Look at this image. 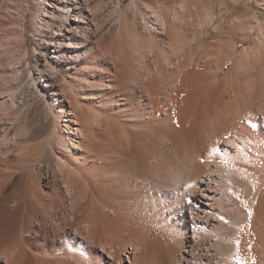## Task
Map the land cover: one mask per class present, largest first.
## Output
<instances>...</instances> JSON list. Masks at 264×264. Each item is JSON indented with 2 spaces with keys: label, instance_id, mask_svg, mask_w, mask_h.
Returning <instances> with one entry per match:
<instances>
[{
  "label": "bare ground",
  "instance_id": "obj_1",
  "mask_svg": "<svg viewBox=\"0 0 264 264\" xmlns=\"http://www.w3.org/2000/svg\"><path fill=\"white\" fill-rule=\"evenodd\" d=\"M38 1L36 35L91 42L86 0ZM184 4L185 16L163 4L132 35L115 18L123 34L109 57L92 45L72 55L83 83L70 91L73 111L59 99L65 89H51L59 111L47 165L34 162L41 149L21 151L13 156L24 170L5 174L13 140L1 144L0 264H264V21L252 16L228 48L210 41L217 47L183 52L176 36L202 10ZM204 14L201 27L216 24L214 11ZM53 45L50 78L64 57Z\"/></svg>",
  "mask_w": 264,
  "mask_h": 264
},
{
  "label": "rangeland",
  "instance_id": "obj_2",
  "mask_svg": "<svg viewBox=\"0 0 264 264\" xmlns=\"http://www.w3.org/2000/svg\"><path fill=\"white\" fill-rule=\"evenodd\" d=\"M130 1L131 0H86L87 2L86 7L90 9L89 17H91V25H90V29L87 30V35H90L91 42L76 47V45L66 44L68 41L76 40L73 34H68L67 37L61 36V39H59L57 38L56 35L54 37L53 35L54 32L51 31V29H48V32L42 30L41 32L38 33V35H36V31H35V28L37 26L36 23L40 21L37 13V8L39 7L38 0H0V102L2 104V107L0 109V114H11V116L9 115V118L6 119L7 120L6 122L4 121L0 122V146L1 144L5 143L9 138L10 141L13 140V142L11 143L12 149L10 153L5 155V158L9 159L8 161H13V162H10L9 165L7 164L3 165V167L5 166V168L2 170L3 173L5 174L7 173L9 175L11 174L10 172H12L13 174H17V173L19 174V172L21 173V171L24 170L23 164L22 163L19 164L20 160L19 161L17 160L18 158L21 159L23 157L20 154L21 151L28 152L29 150L34 151L35 149L37 150L41 149V151H39L40 155L38 153L36 154L34 158V162H36L37 166L41 164L47 165V161H45V159H47L46 151H48V146H50V143L51 142L53 143L55 141L54 140L55 139L54 127H56L55 117L59 111L58 106H56L52 101L53 98L51 97L50 94L51 89H55V90L65 89L64 93L61 94L59 99H61L63 102L65 101V103H67L68 106H70L71 110L73 111L75 110L74 102L76 99L74 97H73L74 99H71L70 91L74 89L75 82L77 83L78 86L79 83L81 84L83 83L81 82L83 81L82 80L83 72L82 70L79 69L81 67L80 64H82V58H80L79 60H74L72 55L80 52L82 53V50L89 51L90 49L89 47H91L92 45L95 48V52L98 53L102 52L103 54L105 53L109 57L110 49L112 47H117L116 45H114L115 39L117 40V38H119L118 36L119 35L122 36L123 34V33L119 34L118 33L119 31H115L116 30L115 27L114 30H112L113 29L112 27L114 26L112 23L115 21V18L118 19L120 17V19H123L122 25L126 24L125 26H123L124 30L128 28L127 32L130 30L129 33H131L133 30V32L131 33L132 35L134 33V28L132 29V27H136L139 24L140 25L144 24V19L147 20L148 17L152 21L157 20V16L154 15V13L158 12L157 13L158 15L160 11H163L162 8L166 7L167 13L169 14H172L174 10L179 8L176 11L181 13V16L186 15L185 12H181L183 10V6H185V4L183 5L184 0H135V2L137 3V4L135 3V5L133 4L131 5ZM189 1L191 3L193 2V4H191L193 7L192 6L190 7H192L193 10L195 9L194 7H196L197 9L200 7V9L202 10L201 12H199V15L202 16L204 15L206 18H208L209 15L207 14L208 15L207 17L204 13L208 12L213 14L214 11L213 21L215 22L216 20L215 23L217 25L216 24L214 25L212 23L211 26L210 24H207L205 22L203 24V20H202L201 25H203L204 27L203 26L201 27L199 25L200 21L198 22V20H200L198 18L199 16L198 14H197L198 16H196L197 21L196 19H194L195 22H193V23H197L196 26L190 22L191 24L190 23L189 24L191 26H189V24L188 26H186L185 24L186 29L184 30V24H183V30L185 32L182 30V33H180V35L177 34L176 36L177 42L181 43L177 45L179 48L181 49L183 48V52L193 50V52L196 53L202 51V49L197 50L199 46L203 49H206L209 48V46H212V44L219 45L221 42L225 44V46L224 45H219V46H224L228 48L231 45H233L234 42L241 41L243 39L242 38L243 36L241 37L242 35L241 31L244 30L243 27L246 25L247 20L253 22L256 16H260L261 19L264 21L263 0H199L201 2L197 0L200 5L197 2H194V0H189ZM195 3H197V6ZM116 4H118V6ZM163 4H165V7L162 6ZM181 4H182V8L180 10ZM205 4L207 5V7ZM225 4H227L228 6ZM115 5L116 8H114ZM220 5H223L222 6L223 8L220 7ZM133 6L135 7V9ZM175 13L176 12L174 11V14ZM179 13L177 17H179V20H182L180 19ZM218 13L222 15L220 17V20L218 18H215L216 17L215 14L217 15V17L220 16ZM153 15L156 16V18H154ZM21 16H24L23 17L24 19L22 18V20L20 21L19 18ZM252 16L254 18H252ZM205 17H203V19ZM158 18H160V16ZM184 19L186 20L187 18L185 17ZM133 20L134 23H132ZM223 20L225 23L223 22ZM22 21L24 23V30L22 32L23 38L21 40H18V36L20 34L18 25L19 22ZM135 21L139 22L138 25L135 23ZM229 21L232 23H230ZM238 23H245V24L240 25ZM192 24L193 26H195L194 27L195 30L191 29L193 28ZM206 25L207 27H205ZM242 25L244 26L242 27ZM249 25L250 24H248L247 26ZM143 26H141V28ZM216 26H220V27L216 28ZM109 27H111L110 32L107 31V28ZM200 27L203 29H200ZM237 27H239V29H237ZM189 28L192 33L189 32V37H186L188 36V33L186 32L187 30L189 31ZM207 28H209V30H207ZM223 28L224 30H222ZM53 29L55 33L59 32L57 31L58 29L56 28ZM219 29L221 30L219 31ZM199 30H202L203 32ZM204 31L207 33H204ZM221 31H222V35L220 33ZM225 33L228 35H226ZM235 33L238 36H236ZM116 34L118 36H116ZM181 34L186 36L181 37ZM245 34L243 33V35ZM192 35L193 36L197 35V36L193 38ZM53 37L55 39H53ZM178 37H180V42L178 41L179 40ZM216 37L218 39L215 40ZM222 37H224L223 38L224 42L222 41ZM204 38L207 41H203ZM57 41L60 43V46H58L60 50L59 52L63 53L64 57L55 58L58 60L56 69L60 72V75L58 77L50 78L47 75L48 73L47 70L49 69L50 65L54 66L52 61V59L54 60V58H51L50 54H48L47 52L50 51L52 53L54 51L56 45L53 44L54 42ZM210 41L212 44L208 43ZM196 42L197 43L199 42V45L196 44ZM205 42L206 44H211V45L209 46L205 45V47L206 46L207 47L204 48L203 45L205 44ZM189 44L190 46L192 45L193 47L191 46L192 47L191 48ZM180 45H182V47ZM195 45L198 46L196 47ZM217 45L215 46L217 47ZM248 45H250L249 42L245 44L239 43L237 52L238 53L242 52L245 48H247ZM215 46H212L210 48H213ZM45 56H47V59L49 61L48 64L45 61ZM240 57L241 55L239 56V59ZM11 62H14V64ZM230 66L227 67V70L230 68ZM9 119L12 121V123L11 121H8ZM63 125H66V123L63 122ZM5 129H8L9 131ZM22 130L23 132L26 130L25 133H22L21 132ZM7 133L8 135H6ZM47 135H49V138L45 139V136ZM13 149L18 153H16ZM13 154L15 155L16 158L17 157L18 158L15 159ZM37 157H39V159ZM23 158H25V156ZM11 163L12 164L14 163L13 165L18 164L16 168L13 169V171L9 170L11 169L10 167Z\"/></svg>",
  "mask_w": 264,
  "mask_h": 264
},
{
  "label": "snow or ice",
  "instance_id": "obj_3",
  "mask_svg": "<svg viewBox=\"0 0 264 264\" xmlns=\"http://www.w3.org/2000/svg\"><path fill=\"white\" fill-rule=\"evenodd\" d=\"M240 264H244V262L243 261H240Z\"/></svg>",
  "mask_w": 264,
  "mask_h": 264
}]
</instances>
